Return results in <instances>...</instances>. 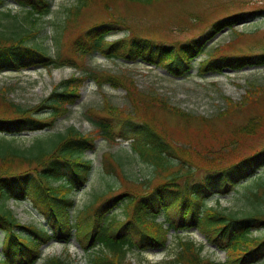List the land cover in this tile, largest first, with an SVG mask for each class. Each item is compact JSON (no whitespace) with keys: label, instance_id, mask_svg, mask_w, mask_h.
<instances>
[{"label":"trees","instance_id":"trees-1","mask_svg":"<svg viewBox=\"0 0 264 264\" xmlns=\"http://www.w3.org/2000/svg\"><path fill=\"white\" fill-rule=\"evenodd\" d=\"M6 1L0 0V8ZM14 1L24 12L21 21L17 15H13L17 22L34 24L41 16L52 11V0ZM154 1L157 0H76L75 5L66 9L65 26L76 24L86 10L94 4H100L109 13V18L96 23L84 40L77 41L78 52L86 54L90 50H102L109 56H123L132 60L140 58L151 64L164 63L172 66L184 61V64L189 66L191 59L202 51L199 40H194L192 44H183L179 49L139 35L127 34L120 39L106 41L105 36L119 28V25L127 27L125 20L112 11L115 3L149 4ZM4 15L11 16V10ZM244 18V15H236L214 24L209 38L227 25L237 24ZM26 28L21 26L20 31L13 34L0 32V71L63 64L41 44L29 43L30 38L39 30ZM191 45H195L197 50L188 53L186 50ZM69 60L64 62L76 63L75 60ZM81 62L87 65L84 59ZM246 64H264V54L256 58L242 59L212 55L202 63L201 71L220 72L225 67L238 69ZM85 69L84 77H74L61 82L43 101L39 109L47 108L46 117L34 116L31 109L10 99L9 87L0 88V111L8 115L6 118H0V132H36L52 128L57 119L67 115L70 106L80 98V85L87 76L94 78L99 85L108 83L115 87H124L129 98L134 101L136 114H139L141 104L150 99L149 103L158 104L161 109L169 110L178 116L189 115L177 106H170L157 95L140 91L135 81L126 73H113L88 65ZM178 70L184 72L188 67ZM261 89L257 87L248 90L240 102L227 100L228 108L220 114L237 112L252 104L258 95L263 93ZM104 111L101 119L95 121L98 128L95 134H83L75 127H70L63 134L40 135L28 148L15 146L12 141L5 140L2 136L0 231L4 237L1 243L0 264H35L41 256L44 244L54 238L68 241L74 235L85 250L96 244L102 246L94 253L93 264H131L127 260L130 249L163 246L170 229L178 231L191 226L197 227L209 242L226 251V264H249L264 256V238L252 236L249 233L250 224L244 219L237 220L223 209L205 204L206 197L215 192L228 193L235 185L264 166V147L249 156L239 150L236 152L237 147L239 149L246 142L243 136L255 135L264 127V117H249L246 123L231 132L232 135L228 139H216L208 154L201 155L200 152L193 154L189 148L173 145L153 124L144 120L134 121V117L109 101H106ZM199 118L207 123L204 116ZM113 123L117 126L116 130H119L116 132L118 137L132 139L134 151L155 171V178L146 180L148 188L151 185L152 188L142 194L125 191L114 197L113 203L126 199L124 219L109 214L111 203H107L105 197L113 194L114 189L110 188L96 195L73 221L71 208L75 206L74 194L86 185L93 169L92 160L85 158V153L94 149L98 137H114ZM184 156L196 158L197 161L191 166L188 163L186 169L181 170L179 166ZM14 162H25L27 169L9 172L8 168ZM103 164L108 174L129 171L124 157L115 153H105ZM2 168H6V171H1ZM202 168L206 171L197 175L196 172ZM26 197L32 198L38 205L50 228L45 225L22 224L13 210L6 206L9 199L22 200ZM163 211L167 213V227L165 222H158L156 219ZM256 212L252 218L263 221L264 212ZM178 243L180 250L172 263L218 264L202 258L193 240L178 237ZM45 264L67 263L64 258L54 256L48 258Z\"/></svg>","mask_w":264,"mask_h":264},{"label":"rangeland","instance_id":"rangeland-1","mask_svg":"<svg viewBox=\"0 0 264 264\" xmlns=\"http://www.w3.org/2000/svg\"><path fill=\"white\" fill-rule=\"evenodd\" d=\"M75 3L76 0H52L53 12L39 18L34 24L17 22L12 15L9 17L4 15L7 9H10L21 21L24 16L23 10L13 0L6 1L0 9V32L18 33L21 26L27 27L26 29H39L40 31L30 38L29 43H40L52 55L59 56V61L73 57L76 59L74 65L0 71V88L9 87L8 97L31 109L34 116L48 115L47 108L39 109V106L50 96L54 86L72 76L84 75L82 73L85 72L87 65H83L81 62L83 59L76 53L75 42L88 33L92 25L109 18V13L102 5L94 4L84 12L76 26L69 25L67 29H63L66 8ZM112 11L119 18L126 20L131 31L121 26L107 37L108 41L128 33L131 35L138 33L178 48L193 38L206 42L205 37L214 28V23L225 17L245 14L243 22L228 26L209 39L203 51L191 59V65L186 72L178 71L175 74L165 66L150 65L140 59L131 61L125 57H110L100 51L87 54L84 60L92 67L127 73L128 77L134 79L140 91L157 95L170 106H178L186 113L194 115L178 116L169 110L161 109L158 104L149 103L151 101L149 99L141 104L138 116H134L135 121L137 119L147 121L167 136L173 145L189 148L193 154L200 152L201 155H205L212 149L216 139H228L232 135L231 132L246 123L249 117H264V89H261L264 87V65L248 64L235 71L226 67L217 73L201 71V63L213 54L217 57L264 54V0H160L149 5L117 2L113 5ZM196 50L197 47L191 45L186 51L189 53ZM183 62L181 61V64ZM257 87L263 93L256 96L257 99L252 104L237 112L220 114L228 108L227 100L240 101L248 90ZM107 99L126 114L133 115L134 101L129 98L125 88L109 84L100 88L94 80L87 79L81 85V97L70 106L67 115L57 119L51 129L7 134L5 139L12 141L15 146L28 148L38 136L64 133L71 126L85 134H95L96 126L92 119L98 121L102 114H105L104 103ZM199 115L206 117L207 123L203 122L202 118L194 120L199 118ZM7 116L0 111V118ZM113 125L116 129L117 126L114 123ZM118 131H114L115 137ZM2 136L0 134V140ZM246 136H243L245 144L239 149L236 146V152L239 150L249 156L263 149L264 127L259 129L257 134ZM108 152L124 157L128 173H107L103 158ZM85 157L91 159L94 166L85 187L74 194L75 207L72 212L74 215L80 214L96 195L110 188L114 189L110 199L125 191L142 194L152 188V185L148 188L146 180L154 179L155 172L135 153L129 139L98 137L94 149L86 152ZM195 161L196 158L192 157L182 159L179 167L185 170L188 163L191 166ZM25 169H27L25 162H14L8 171ZM1 171H6V168H2ZM205 171L206 169L202 168L196 174L201 175ZM206 203L208 206L226 210L237 218H245L250 224L249 232L264 238V219L258 221L252 218L256 211L264 212V167L237 184L229 193L208 196ZM124 204L125 200H122L111 205V213L123 218ZM6 206L14 211L22 224L47 223L33 199H11L6 202ZM162 217L159 220H162ZM179 236L194 240L202 247L203 257L218 262L226 260L225 251L206 242L194 227L180 230L178 233L175 230L170 231L164 247H134L129 250L127 260L131 264H171L170 261L179 250L177 241ZM2 238L3 234L0 232V242ZM99 249L100 247L96 246L88 251L83 250L75 239L70 244L51 241L43 246L42 258L36 264H44L47 258L53 256L64 258L67 264H92L93 254ZM254 264H264V257L256 260Z\"/></svg>","mask_w":264,"mask_h":264}]
</instances>
